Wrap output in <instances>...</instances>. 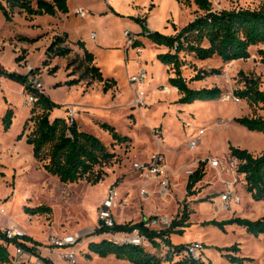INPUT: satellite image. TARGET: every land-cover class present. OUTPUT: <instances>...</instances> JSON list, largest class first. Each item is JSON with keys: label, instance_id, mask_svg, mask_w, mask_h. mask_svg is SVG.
Instances as JSON below:
<instances>
[{"label": "rangeland", "instance_id": "obj_1", "mask_svg": "<svg viewBox=\"0 0 264 264\" xmlns=\"http://www.w3.org/2000/svg\"><path fill=\"white\" fill-rule=\"evenodd\" d=\"M133 1L68 0L70 15L58 18L31 16L19 8H8L10 20H6L0 11V65L9 73L39 79L43 84V93L46 90V96L60 106L54 111L56 116L67 118L74 110L76 115L73 119L79 129L99 138L116 155L114 161L104 168V179L97 185L85 180L66 185L48 175L42 165L33 159L32 149L27 144V135L34 129V122L30 120L40 110L37 108L33 114L35 105L27 104L29 95L22 90V86L0 77V208L6 210L4 224L16 223L27 237L38 243L41 253L42 250L55 253L54 260L50 256L48 258L52 264H67L62 252L51 247L48 239L86 233L94 228L98 210L108 190L115 187L122 200L115 210L117 225L139 223L148 218L147 214L167 216L173 219V223H178L186 208L190 216L185 223L188 226L183 235H171L176 242L174 245L202 242L205 247L203 262L239 264L227 259V255L233 254L227 248L236 245L240 253L233 255L253 260L244 264H264V236L255 238L235 225L227 226L225 231L202 226L208 221L221 222L233 217L252 221L264 219V202H255L247 194L236 173L237 163L229 153L230 146H233L254 156L264 155V135L249 132L234 122V119L252 116L247 103L234 96V92L243 87L241 77L259 78L264 91V64L258 55L262 47L251 48L250 59L230 63H223L218 58L199 61L193 55L182 54V76L188 82L204 71H218L203 81L192 82L190 87L196 90L219 88L223 95L219 101L184 105L189 108L180 117L171 106L167 109V105H159L162 102L157 100V97L163 101V98L170 100L176 96L173 92L167 95L170 91H163L164 87L170 89L168 80L175 76L173 66H165L158 60V56L168 50L137 33L142 29L136 20L144 21L147 26L149 11H153L156 5L147 4L148 0H139L141 4L137 2L132 7L133 15L126 16ZM209 1L215 12L239 8L256 10L264 5V0ZM156 2L160 7L149 19L150 25L162 28L168 12H173V20H169L167 25L173 36L201 14L192 0ZM110 3L118 10L115 11ZM2 5L7 7L5 2ZM106 5L111 13H106ZM80 8L88 11V18L75 16L74 12ZM93 33L97 35L96 39L92 38ZM64 35L69 41L55 46L50 52L55 39ZM82 40L88 44L95 57L94 64L101 69L103 77L117 82L112 91L104 93L103 85L93 81L84 53L77 46V42ZM139 43L143 46L137 47ZM100 44L113 47L101 49ZM60 49H67L69 54L56 56ZM139 69H146L150 76L149 101L145 108L134 104L129 86V78ZM68 83L74 85L69 86ZM66 104L70 105L64 106ZM8 109L14 114L13 125L9 132H4L3 118ZM171 111L175 116L170 117ZM258 115L264 117L261 111ZM26 122V132L21 137ZM102 125L114 127L130 142L118 143ZM201 129L205 131L202 141L197 150H191L188 143ZM189 134H192L190 138ZM173 153H180L183 160L178 161L177 155L173 160ZM157 154L164 155L165 160L175 166L176 173L182 165L191 166L186 168L185 173L195 171L197 168H191L197 159L198 163H205L206 175L195 187L196 195L188 196L187 192L183 195L184 172L178 180L175 177L179 173L172 180L169 174L172 195H161L153 180L143 178L134 171L135 163H148ZM213 161H219L221 169L213 168ZM171 183L177 185L175 189ZM230 184L241 201L227 210L219 198ZM144 189L148 192L145 197L141 195ZM39 207L48 210L35 216L27 214ZM180 230L182 228L176 229ZM92 237L87 236L80 241L76 264H130L114 256L99 258L91 254L89 244L93 241ZM152 252L165 261L161 248Z\"/></svg>", "mask_w": 264, "mask_h": 264}, {"label": "trees", "instance_id": "obj_2", "mask_svg": "<svg viewBox=\"0 0 264 264\" xmlns=\"http://www.w3.org/2000/svg\"><path fill=\"white\" fill-rule=\"evenodd\" d=\"M180 1V0H177ZM197 6L199 14L193 21L188 23L173 37L165 36L159 32H151L144 21L137 19V23L142 29L140 37L149 39L154 45L168 50L166 54L158 56V60L165 66H173L174 78L168 80V84L177 89L181 98L177 102L179 105H191L196 102L219 101L222 98V91L219 88L212 89H192V82L203 81L218 73L216 70L199 73L189 82L182 76L183 61L182 54L193 55L199 61L220 59L223 63L248 60L251 58L250 49L262 47L258 51L260 61L264 64V5L256 10L234 9L231 11L215 12L209 0H192ZM5 2L7 7L2 5ZM34 4V5H33ZM8 8H19L31 16H57L69 14L68 0H0V11L6 20H10ZM115 13V12H113ZM69 41L67 35L58 37L50 46L49 51H54L55 46H62ZM77 46L83 51L85 60L89 65V72L93 81L103 85V92L108 93L117 87L114 79H105L101 69L95 66V57L89 52L84 43L79 41ZM138 46H143L139 43ZM56 56L65 57L69 54L67 49H60ZM34 74V73H33ZM0 77L19 83L24 92L32 95L36 102L32 113L38 108L40 113L30 121L34 122L33 131L27 135V144L32 149L33 159L42 165L43 170L50 176L55 177L62 184H74L85 180L87 183L97 185L103 181L104 168L114 161L116 155L111 153L108 147L96 136L83 132L79 129L76 121L68 123L67 118H52L53 112L60 106L53 103L43 92H38L29 84V76L17 73H9L0 65ZM243 87L234 92L235 98L245 101L252 111V116L234 119V122L249 132L264 135V117L258 115V111L264 114V91L261 89V80L252 76H242ZM73 86L74 83H68ZM13 111L8 109L3 118L4 132H9L13 125ZM28 122L24 125L23 134L26 132ZM103 129L112 136L118 143H128V137L121 136L114 127L102 125ZM230 158L237 162V175L242 177L248 195L255 202H264V155L254 156L247 150H242L230 146ZM205 163L199 162L197 169L188 177L186 191L188 196L196 195L195 187L205 178ZM45 207H39L28 211L27 214L35 216L47 211ZM190 216L186 208L182 219L178 223H173L172 229L163 232H152L144 229V223L116 225L113 229L102 227L96 234L101 235L106 232H132L140 229L151 242L154 248L151 250L139 247H118L106 240L91 241L89 251L99 258L116 257L121 261L130 264H207L203 261H193L182 256V252L187 245H174L170 238L172 234H184V229L188 226ZM238 226L246 233L255 238L264 236V219L252 221L245 218L233 217L227 221L212 220L202 224L204 227H216L225 231L227 226ZM177 228H182L176 231ZM25 240L33 243L34 248L29 249L23 243V247L36 254L38 243L31 238ZM161 240L165 245L157 244ZM12 244L16 241L7 239L5 233L0 230V264H11ZM164 251L165 261L157 258L152 251L158 249ZM228 252L239 254L238 246L227 248ZM233 254L227 255V259L233 263L244 264L252 259L239 258ZM47 264L51 261L43 259ZM212 264V263H208Z\"/></svg>", "mask_w": 264, "mask_h": 264}, {"label": "built area", "instance_id": "obj_3", "mask_svg": "<svg viewBox=\"0 0 264 264\" xmlns=\"http://www.w3.org/2000/svg\"><path fill=\"white\" fill-rule=\"evenodd\" d=\"M75 16L86 19L89 16L88 11L83 8L77 9L74 12ZM126 37H128L126 35ZM95 38V35H93ZM148 72L146 69H139L134 75L129 78V86L132 89L134 95V104L137 107L145 108L147 106V84H148ZM29 84L38 92H43V84L37 78H31L29 76ZM163 91L169 92L168 87H164ZM35 98L32 95L28 96L27 104L30 106L35 105ZM74 110H71L67 117L68 123H73ZM205 131L201 129L197 135L191 137V140L188 143V147L191 150H195L202 141ZM237 163V162H236ZM211 166L216 169L220 168L219 161L211 162ZM134 171L139 173L143 178H153L159 182V187L161 188V193L166 195L170 191V181L169 174L170 170L166 164L165 156L162 154H157L153 156L148 163H135L133 165ZM194 173L193 170L186 172V176L190 177ZM237 173V167H236ZM239 177V176H238ZM242 183L244 182L242 177H239ZM148 194L146 190L141 191V195L145 197ZM241 198L233 189L230 184L227 186V190L219 198L221 204L226 205L227 210L230 209L231 205L239 204ZM122 202L118 189L113 187L110 188L103 200L101 207L98 210L96 226L86 233H77L72 236L66 237H51L48 239V242L51 247H54L58 251L62 252L63 259L67 264H76V258L79 254L80 241H83L87 236H93V241L106 240L114 246L118 247H139L148 250L154 248V243L151 242L144 234H142L140 229H135L132 232H106L101 235H97L96 232L102 227L110 230L113 229L116 223L115 210ZM6 216V210L0 208V230L3 231L10 241H16L18 244H12V262L11 264H47L43 258H41L39 251L40 248L36 247V254L30 250L25 249L23 246H28L29 249H33V243H29L25 240L27 237L26 232L19 227L16 223L4 224V219ZM144 223V229L152 232H163L172 229L173 219H170L167 216L154 215L148 217L141 221ZM23 243L24 245H20ZM157 244L164 247L165 245L161 240H157ZM204 244L202 242H192L186 246V249L182 252V256L193 261L199 262L203 261L202 254L204 252Z\"/></svg>", "mask_w": 264, "mask_h": 264}, {"label": "crops", "instance_id": "obj_4", "mask_svg": "<svg viewBox=\"0 0 264 264\" xmlns=\"http://www.w3.org/2000/svg\"><path fill=\"white\" fill-rule=\"evenodd\" d=\"M139 3V4H141L140 2H139V0H135V1H133V2H131V4H130V10L128 11V12H126V16H131V15H133V10H132V7L136 4V3ZM171 2H173V0H171ZM149 3H153V4H155L156 5V8L153 10V11H149V18H148V21H146V23H147V28L151 31V32H159L160 34H162V35H165V36H171V37H173V35L170 33V31L171 30H169L168 28H167V25H168V21L169 20H173V12H168V14L166 15V17H165V21L163 22V27L162 28H160V27H156V26H151L150 25V20H151V18L152 17H154V13L156 12V10L157 9H159V3H157L156 2V0H148V3L147 4H149ZM110 5H111V3H110ZM142 6L145 8V3L143 2L142 3ZM68 7H69V5H68ZM111 7L115 10V11H117L118 9H117V7L116 6H114V5H111ZM105 9H106V13H111V12H108V7H107V5L105 6ZM146 11V9H144V13H146L145 12ZM70 7H69V14H67V15H61V14H59V15H57V16H55L56 18H58V16H65V17H67V16H69L70 15ZM150 19V20H149ZM173 30V29H172ZM140 30H138V34H141L142 33V30L139 32ZM93 35H95V38L94 39H96L97 38V35L95 34V33H93ZM92 38H93V36H92ZM144 40V39H143ZM84 40H82L81 42H83ZM79 42V41H78ZM77 42V43H78ZM84 43V45H85V47H86V49L89 51L90 50V48H89V46H88V44L86 45V43L85 42H83ZM99 47L101 48V49H108V48H111V47H113V46H108V45H99ZM90 52V51H89ZM163 67V66H162ZM170 79V78H169ZM165 85H167V84H165ZM170 86V85H169ZM149 87H150V76L148 77V84H147V92H149ZM22 90L24 91V89H23V87H22ZM174 93L176 96L173 98V99H170V100H165L164 98H163V101H161L160 100V98H158L157 97V100H158V102H162V103H159V105H167V109H169V107L171 106L172 108H173V110H175L177 113H179V116L180 117H182V116H184L185 115V113L187 112V111H184V110H187L189 107H185L184 105L183 106H181V105H179V104H177V102L179 101V99L181 98V96L179 95V93H178V90L177 89H175V88H173V87H171L170 86V92L167 94V95H169V94H171V93ZM45 95H48V93L46 92V90H45ZM164 95V94H163ZM166 95V94H165ZM148 98H149V96H148ZM147 98V100L149 101V99ZM149 104V103H148ZM172 104V105H171ZM68 105H70V104H66V105H64V106H68ZM182 113V114H181ZM170 115V117H173V116H175L174 115V113L171 111V113L169 114ZM57 117H61V115L60 116H56V114L53 112V114H52V118H57ZM61 118H65V117H61ZM191 135L192 134H189V138L191 137ZM195 150H197V149H195ZM164 152V151H163ZM174 155H172V157H173V160H174V157H175V155H177L178 156V161L181 159V160H183L182 159V156L180 155V153L178 154V153H173ZM168 159H166V162H167V165H168V167H169V170H170V175H171V180L172 179H174V177H175V175H177V173H179L178 174V176H176L175 178H176V180H178V177H182L181 175H183L184 176V174H186L184 171H186V168H188V167H191V166H186V165H182L181 167H179L178 169V172L176 173L175 171V166H172L171 165V163H169V160L167 161ZM198 161H199V159H197ZM178 161L177 162H175L176 163V165L178 164ZM198 161L196 162V164H194V165H192V168L191 169H196L197 168V166H198ZM183 172H184V174H183ZM139 174V173H138ZM173 176V177H172ZM184 178V180L182 179V181H183V189L185 190L184 191V193H183V195H186V186H187V183H188V177H186V176H184L183 177ZM145 180V179H144ZM148 180H153L156 184H157V188L159 189L160 187H159V182L156 180V179H153V178H149ZM175 180V181H176ZM243 185H245V183L243 182L242 183ZM171 185H172V183H171ZM177 185L176 184H174V185H172V187L175 189V187H176ZM145 190V189H144ZM147 191V190H146ZM159 191V193L161 194V195H163V193H161V188L158 190ZM151 193H153L154 194V192H151ZM127 195H129V194H127ZM156 195V194H155ZM166 195H172V193H171V189H170V191H169V193L168 194H166ZM140 214V213H139ZM148 215V217H150V216H152L153 214H147ZM139 217L141 218V219H143V217H141V214L139 215ZM144 220V219H143ZM143 220H141V221H143ZM170 240H171V242L172 243H174V244H176V242H175V240L172 238V236H171V238H170ZM177 245H180V244H177ZM56 253H58V251H56ZM39 254L41 255V257L42 258H44V259H47V260H50V259H48L49 258V256H50V258H51V260H54V255H55V253H51L49 250H47V251H45V250H42V253H41V250L39 251ZM47 254V255H46Z\"/></svg>", "mask_w": 264, "mask_h": 264}]
</instances>
